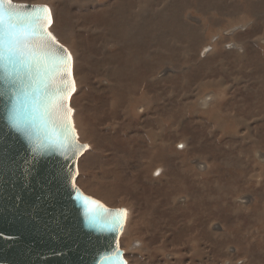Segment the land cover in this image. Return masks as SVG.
I'll list each match as a JSON object with an SVG mask.
<instances>
[{"label": "rangeland", "instance_id": "obj_1", "mask_svg": "<svg viewBox=\"0 0 264 264\" xmlns=\"http://www.w3.org/2000/svg\"><path fill=\"white\" fill-rule=\"evenodd\" d=\"M13 1L71 53L77 185L127 210V263L264 264V0Z\"/></svg>", "mask_w": 264, "mask_h": 264}, {"label": "water", "instance_id": "obj_2", "mask_svg": "<svg viewBox=\"0 0 264 264\" xmlns=\"http://www.w3.org/2000/svg\"><path fill=\"white\" fill-rule=\"evenodd\" d=\"M20 5L29 7L20 8ZM35 5L40 4L13 1L10 10L22 15L19 20L13 17L11 22L22 24ZM51 17L49 32L54 22L52 12ZM7 23L5 19L4 26ZM63 79L68 78L57 76L56 83ZM72 80L75 82L73 59L64 104L65 113L71 109L74 126L71 99L76 83L72 91ZM24 83L30 84L27 74ZM13 87L5 78V68L0 62V264H113L116 247L126 261L120 238L127 214L113 230L107 227V215L92 222L82 204L81 194L91 197L77 185L79 163L89 145L80 142L75 129L79 149L74 159H65L60 151L50 147L33 152L36 142L46 143L50 131L39 111H34L33 101L41 93L37 91L25 97L17 89L19 99H16L8 91ZM99 202L110 211L121 210Z\"/></svg>", "mask_w": 264, "mask_h": 264}, {"label": "snow or ice", "instance_id": "obj_3", "mask_svg": "<svg viewBox=\"0 0 264 264\" xmlns=\"http://www.w3.org/2000/svg\"><path fill=\"white\" fill-rule=\"evenodd\" d=\"M12 4L13 0H0V62L5 68V78L15 86L8 91L16 99H19L17 89L22 91L25 97H30L33 92L41 93L33 101L34 111H39L42 121L49 124L50 131L45 138L46 143L44 140L36 142L33 152L41 147H50L60 151L65 159H74L79 145L70 120L71 109L68 108L65 113L64 104L71 78V53L58 44L55 36L47 30L52 23V17L51 10L46 5L32 6L31 12L23 18L21 24L11 22L13 17L19 20L22 15L10 10ZM5 5L9 7L6 8ZM5 19L9 21L6 26ZM25 74L30 84L24 83ZM57 76L68 79H63L57 84ZM71 87L74 91V80L71 81ZM81 199L85 213L92 222L107 215V227L115 230L120 226L122 217H126L125 210L110 211L99 201L82 194ZM114 255L116 259L113 264H127L118 247L114 249Z\"/></svg>", "mask_w": 264, "mask_h": 264}, {"label": "bare ground", "instance_id": "obj_4", "mask_svg": "<svg viewBox=\"0 0 264 264\" xmlns=\"http://www.w3.org/2000/svg\"><path fill=\"white\" fill-rule=\"evenodd\" d=\"M40 5H42V4H40ZM234 33V29H230V30H228V31H226L225 32V34L226 35H231V34H233ZM57 41V40H56ZM58 42V41H57ZM61 44V43H60ZM235 44V43H234ZM62 45V44H61ZM63 47H65V46H63ZM66 48V47H65ZM227 48L228 49H233L234 48V45L233 44H229V45H227ZM67 49V48H66ZM70 53V52H69ZM73 59V58H72ZM73 75H74V66H73ZM74 79H75V77H74ZM76 83V82H75ZM72 108V107H71ZM126 210V209H125ZM127 211V210H126ZM125 228V227H124ZM124 231V230H123ZM121 239V238H120ZM127 261V260H126Z\"/></svg>", "mask_w": 264, "mask_h": 264}]
</instances>
